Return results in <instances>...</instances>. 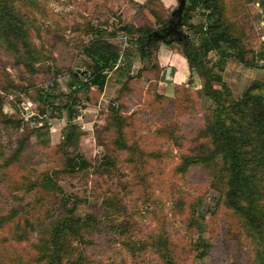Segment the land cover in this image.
<instances>
[{"label": "rangeland", "instance_id": "rangeland-1", "mask_svg": "<svg viewBox=\"0 0 264 264\" xmlns=\"http://www.w3.org/2000/svg\"><path fill=\"white\" fill-rule=\"evenodd\" d=\"M221 2L231 27L243 34L244 60L250 61L241 63L232 52L219 59L211 52L206 65L221 75L228 99H237L253 82L264 83V0ZM177 5V0H23L19 10L37 60L34 69L27 68L0 45V214L24 207L15 219L28 217L34 230L28 239L15 242L6 228L0 234V264H32L38 234L62 215L60 196L57 200L30 188L43 172L62 168L58 144L67 123L64 111L45 110L38 92L55 87L66 93L72 71L85 75L91 60L83 46L96 36L90 28L101 30V37L119 48L121 68L130 76L122 89L117 80L123 76L113 68L103 90L77 91L73 122L80 131L83 160L76 172L57 178L63 192L76 200V213H92L101 224L87 247L91 264H164L156 251L160 237L175 264H256L241 219L210 186L208 172L198 166L177 172L180 156L193 146L212 106L197 93L200 78L164 43L141 60L130 36L120 30L127 24L157 30L158 18L168 21ZM203 20L202 8L194 9L192 22ZM180 29L197 44L192 30ZM115 101L128 116L124 131L129 150L113 144ZM24 137L22 154L6 164ZM103 159L111 165L106 167ZM110 198L119 211L104 205Z\"/></svg>", "mask_w": 264, "mask_h": 264}, {"label": "trees", "instance_id": "trees-1", "mask_svg": "<svg viewBox=\"0 0 264 264\" xmlns=\"http://www.w3.org/2000/svg\"><path fill=\"white\" fill-rule=\"evenodd\" d=\"M15 1H19L15 3ZM23 0H0V45L9 51L18 64L32 68L37 60L35 47L32 44L28 28L23 21L19 7ZM202 8L204 20L198 24L192 22V12ZM221 0H185L179 28L187 27L197 36L195 45L186 35L183 40H169L149 37L154 31L149 26L127 24L120 30L129 36L141 60L151 57L160 43L171 50L175 49L186 62L190 74L195 72L201 80L197 93L211 100L212 106L205 111L203 124L195 133L193 146L180 156L176 166L177 172L186 173L191 167H202L210 176V186L215 189L223 203L241 219L244 232L254 250L256 264H264V83L253 82L237 99H228L229 90L218 72L207 68L209 54L215 52L224 59L230 52L235 58L248 65L244 60L247 45L242 40L243 34L235 31L226 19ZM159 29L166 25V19H159ZM96 32L83 46L84 53L90 58L85 75L72 71L68 82L69 91L49 87L38 92V98L45 110L64 111L67 117L66 126L58 144L62 153V168L43 172L33 181L32 187L53 194L63 208L62 215L49 223L47 229L38 234L32 244L33 252L29 257L32 264H91L87 247L94 243L93 237L101 230L96 215L76 213L77 202L73 196L63 192L57 178L61 173L71 174L81 167L83 155L78 151L80 131L73 122L77 113L76 94L78 90L95 87L103 90L107 81V72L120 71L123 80H117L122 89L127 88L129 80L127 71L121 68V53L112 42L101 37V30L90 28ZM179 48H174V45ZM123 58V56H122ZM253 59V58H252ZM262 58L261 60H263ZM264 67V65H263ZM34 69V68H32ZM219 83V88L215 85ZM115 101L112 106L110 120L114 127L113 144L119 150H129L124 127L128 116ZM170 102V106H171ZM131 116H129V119ZM23 138L18 143L13 155L6 164L13 163L24 150ZM104 165H111L105 160ZM107 208L119 211V204L113 198L104 201ZM24 211V207H15L7 214H0V234L7 228L11 239L21 242L31 235L33 223L28 217L23 222L15 218ZM106 216H107V211ZM112 227V226H111ZM202 243V248L206 247ZM156 251L164 264H175L172 251L163 238L156 239ZM205 251L199 253L203 258Z\"/></svg>", "mask_w": 264, "mask_h": 264}, {"label": "water", "instance_id": "water-1", "mask_svg": "<svg viewBox=\"0 0 264 264\" xmlns=\"http://www.w3.org/2000/svg\"><path fill=\"white\" fill-rule=\"evenodd\" d=\"M178 5L172 11L166 25L161 30H154L149 37L165 39L171 37L172 40H183L186 35L179 28L182 20V13L185 6V0H177Z\"/></svg>", "mask_w": 264, "mask_h": 264}, {"label": "crops", "instance_id": "crops-1", "mask_svg": "<svg viewBox=\"0 0 264 264\" xmlns=\"http://www.w3.org/2000/svg\"><path fill=\"white\" fill-rule=\"evenodd\" d=\"M165 47H166V46H165ZM166 48H167V47H166ZM167 49H168V48H167ZM168 50H169V49H168ZM168 50H167V51L164 50V52H165V53H168V54H169L170 52L172 53V50H169L170 52H169Z\"/></svg>", "mask_w": 264, "mask_h": 264}]
</instances>
